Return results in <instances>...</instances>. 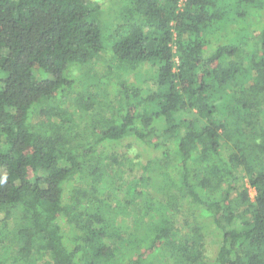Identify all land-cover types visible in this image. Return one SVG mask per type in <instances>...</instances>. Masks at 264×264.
I'll return each mask as SVG.
<instances>
[{"label": "trees", "instance_id": "obj_1", "mask_svg": "<svg viewBox=\"0 0 264 264\" xmlns=\"http://www.w3.org/2000/svg\"><path fill=\"white\" fill-rule=\"evenodd\" d=\"M107 2L0 0V264H264V0Z\"/></svg>", "mask_w": 264, "mask_h": 264}, {"label": "rangeland", "instance_id": "obj_2", "mask_svg": "<svg viewBox=\"0 0 264 264\" xmlns=\"http://www.w3.org/2000/svg\"><path fill=\"white\" fill-rule=\"evenodd\" d=\"M115 2H116V0H108V9H109V11H111V7L114 9L115 8V6H114V4H115ZM113 18L114 17H110V20L109 21H107L106 23H107V28H109V26L110 25H112L113 23H114V20H113ZM109 34H110V31H109V29H107L106 31H105V33H104V44H105V49H106V51L108 50V47H109V45H110V40L108 39V36H109ZM213 52H211V51H208L207 53H206V56H209V55H211ZM108 56V53L107 54H105V58ZM79 72L78 73H76V77L77 76H79ZM134 81H132V83H133ZM75 103V97H74V95H71V97L70 98H68V105H69V107H70V110L72 111V112H75L76 113V111L74 110V108L72 107L73 106V104ZM125 147H126V145H125ZM127 150V148H121L120 149V151H126ZM136 151L137 150H134L133 152L134 153H136ZM141 153L143 154V155H145V153H144V151H143V149L141 148ZM222 157L223 158H226L227 157V155L229 154V150H228V148L227 147H224L223 149H222ZM238 172H240V171H238ZM239 175H240V173H239ZM251 191V195H252V198H254L255 197V190H253V189H251L250 190ZM114 203H115V201H113ZM1 216L2 215H0V220L2 219L1 218ZM216 248H217V244H215L214 242H212L211 240H208V255H210V257H212V255H214L215 253V251H216Z\"/></svg>", "mask_w": 264, "mask_h": 264}, {"label": "built area", "instance_id": "obj_3", "mask_svg": "<svg viewBox=\"0 0 264 264\" xmlns=\"http://www.w3.org/2000/svg\"><path fill=\"white\" fill-rule=\"evenodd\" d=\"M186 0H181V5H184Z\"/></svg>", "mask_w": 264, "mask_h": 264}]
</instances>
